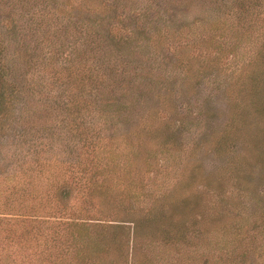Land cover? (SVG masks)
I'll use <instances>...</instances> for the list:
<instances>
[{"label": "rangeland", "instance_id": "rangeland-1", "mask_svg": "<svg viewBox=\"0 0 264 264\" xmlns=\"http://www.w3.org/2000/svg\"><path fill=\"white\" fill-rule=\"evenodd\" d=\"M110 1L124 12V18L109 21L111 29L114 25L119 35L127 37L137 27L145 29L142 35L135 33L139 37L135 47L125 45L130 55L151 59L145 37L158 25L167 30L172 47L181 51L167 52L166 59L154 55L156 60L149 61L153 67L141 71L146 81L156 77L162 83L168 76L174 83L177 106L172 117L182 124L177 133L184 145L170 165L183 172L184 167H193L192 157L200 166L194 173L202 178L193 185L191 212L181 215L184 230L196 223L187 232L192 243L154 244L147 250L152 253L147 248L132 253L134 224L129 213L138 211L144 217L173 183L160 166L153 168L156 183L149 171L138 178L134 167L145 168L148 150L157 148L156 135H147L153 138L139 149L120 145V160L131 163V173L122 181L119 174H126V169L121 165L114 164V174L109 171L104 177L108 168L102 173L109 140L101 143L99 152L90 142L113 130H127L130 108L143 91L136 90L143 82L139 76L128 89L108 80L101 87L102 68L116 56L105 31L108 12L97 0H0V264H84L77 256L78 246L85 240L95 245L100 239L97 233L111 236L109 223L121 227L117 238L124 243L126 264H135L136 254L145 253L163 261L159 264H264V62L256 64L257 73L251 66L264 55L253 53L263 51L264 9L254 1L242 9L235 7L234 15L244 17L243 33L232 29L231 17L221 15L229 0ZM178 59L189 65L188 71L182 65L185 72L178 69ZM254 89L257 97L250 96ZM153 103L146 107H154ZM153 126L159 127V121ZM222 133L227 144L220 150ZM195 142L200 149L194 150ZM191 147L186 156L184 150ZM104 178L123 196L131 189L122 205L109 199L106 208L103 199L97 202L90 195V181L101 183ZM128 181L137 187L135 197ZM148 184L157 187L153 197L147 196ZM135 199L136 206L130 207ZM85 220L92 225L87 235L82 230L83 240L74 224ZM99 248L89 264H118L106 248ZM243 254L245 262L240 259Z\"/></svg>", "mask_w": 264, "mask_h": 264}, {"label": "trees", "instance_id": "trees-1", "mask_svg": "<svg viewBox=\"0 0 264 264\" xmlns=\"http://www.w3.org/2000/svg\"><path fill=\"white\" fill-rule=\"evenodd\" d=\"M253 1L257 3V6L262 8V10L264 9V0H229L228 1L226 5L228 9L224 10L221 15H223L225 18H228V17L232 18L231 26L233 30H239L245 33L244 32L245 25H243L244 17L242 14H239L240 16L239 15L235 16L234 14H237V13L234 11V9H236L235 7L237 6H241V9H242L243 4L245 3L253 4ZM97 2L100 3L99 7H101L103 11L108 12V15H105L107 16V20H108L107 24L105 25L106 26L105 31L108 30L109 35L111 37V38H107L109 42L108 46L111 50H113L116 53V56L115 57L113 56L112 59H110L111 62L109 61V63L102 68L103 72L101 73L104 74L103 77L105 79L101 81V87H103L105 85V82L108 80L109 84L111 85V83H113L114 87L120 86V88H124V85H127L125 86V88L128 89V87L130 86V83L135 82L134 79H136L137 76H139L143 82L141 83L139 82V85L136 87V90L142 88L143 91L141 95L137 97V100L130 108L133 114L131 115V118L129 120L130 121L129 126H128L129 128H126L127 130L125 129L123 131L122 129L121 131L120 129L119 131L113 130L109 135H106V136L102 135L101 137L97 136V137L91 138L90 142L93 144V149L95 150V152L96 151L99 152L101 143L105 141L106 138L109 140L108 143H109L110 148L107 152H105L108 155L105 157V159L107 158V160H106V164L103 166L102 173L105 171V169L108 168L107 169L108 174L104 175V177L109 176L110 174L109 171H111V173L114 174V169H113L114 164L117 165L116 166L117 168H118V165H121V168L125 167L126 169V174L122 172H120L119 174L120 175L119 180L122 181L124 178V175L126 176V179H127V172L131 173V170H130L131 163L130 162L125 163L123 160L122 161L120 160V148H119L120 145L124 144L123 148L124 147L128 148L131 144L133 145L135 149H139L142 145H145V143L149 139L153 138L152 137L148 139L147 135L154 134L156 135L155 136L156 139L158 137L157 144H156L157 148L155 150H148V156L147 158L143 160L145 168L143 169L140 166V169L139 168L137 169L136 164H134V167L136 168V170H138V173H139L138 178H140L142 174H146V172L149 171L150 177H152V180L156 183L155 181L156 177L152 175L154 174L153 168L156 169L160 166V168H164L167 171V174L170 178H172L173 183L170 187L166 189L165 191L166 193L164 197L162 194L156 197L157 200H155L153 207L150 206L148 208V211L146 213L144 212L145 213L144 217H141L143 214L141 213L139 215L138 211L134 213V210H132L129 213V216L132 219L129 221L132 224H134L133 232H132L133 241L131 243L132 253L134 251L135 252L142 251L144 253L146 248H147L146 249L147 251L149 250V247L151 246L154 247V244H157L162 247H168V246L171 247L173 245L176 246V245H181V244L188 245V243H192V242L188 241L189 233L187 232H191V230L195 227L196 223L193 221L191 223V227L189 228V230H184V227L182 225L184 222L181 220V215L183 213L191 212V209H192L191 197L195 196V189H193V185L196 183L199 184L198 178H202V177H199L198 174L195 175L194 173H198L200 171L199 169L200 166L198 165L199 163H196V164L194 163V159L192 157L189 158V162L193 163V167L190 169L187 167L186 168L184 167L183 172L181 170L178 171V169L173 168L170 165V162H173L172 157L173 156L176 157L178 155L177 151H182L181 145H184V140L182 136H180L179 133H177L178 130L182 127V124L179 125L177 123L178 120L172 117L174 116L173 112H175V109L177 106L176 101L174 100L175 91H173L171 87V85H174V83H170L169 77L165 75H164L165 77L162 83L161 82L159 83V80H156V77L150 78L148 81H146V79H144L145 77H143L145 76L143 72L144 69L153 67V64H151L149 61L151 59H154V55L156 57H158L159 55H162L163 59H166L168 57L166 56L167 52L173 51L175 54L180 55L181 51L180 50L178 51L177 48L172 47V40L170 41L168 37L165 36L168 33L167 30H164V28L161 25H158L156 27V30L153 29L154 31L150 33L151 36L147 34V36L145 37V38H148V40L146 41V45L148 46L149 51H151V54H150L151 59L148 61V58L146 59L145 58L146 56L144 54H141V55L139 54L138 56L130 55L129 52L125 51L127 49L126 46L129 43H132V45L134 43V47L136 46L135 41H137V38L139 37H135L134 35L135 33H138V32L142 35V33L145 31V29H143V25L141 27H137L136 30L129 31L128 37L122 34L119 35L117 30L116 31L114 30L115 28L114 25H113V29H111L110 26L108 25H109V21L112 22L113 19L116 20V19H119V17L124 18V16H122L124 15V12L122 13L119 11V10L122 11L123 9H120L119 7H117L114 1L97 0ZM262 13H264V11H262ZM231 15H233V17ZM147 16H149V13ZM225 18H224V21L226 20ZM219 21L221 20L217 19L215 22H219ZM181 29L182 27L181 28L179 27L177 30L179 31ZM84 30H86V33H88V35H90V31L87 28H85ZM247 40H250V38L245 39L244 41H247ZM165 45L171 46V50L167 47L165 48ZM253 53L255 55H258L260 53L264 54V47H263L262 52H260L259 50L258 52L253 51ZM261 56H262L261 59H258L251 64V66L254 67L253 72H256L255 69L256 70L259 69L256 67V64L262 61L264 62V55H261ZM140 60L143 61V65L141 66L139 65V62H141ZM134 61H136V65L133 63ZM179 62H180V66L178 65V69H181V71L183 72H185L184 71L185 68H187L185 69L186 71L189 70L190 68L189 65H186L184 62H181L180 60ZM181 65L184 69L181 67ZM127 67L130 68V71L127 70L128 69ZM171 68H174V67L173 66L169 67L170 71H171ZM1 69L2 68L0 67V71ZM132 70H137V71H134V73L132 74L131 73ZM139 72H141L140 75H138ZM174 72L175 71H171L170 74L172 75ZM107 76L109 78H107ZM255 77L257 78V76ZM119 89H117V91ZM112 90H115V89H112ZM101 92L103 93L104 90L101 89ZM253 92L254 93H251L250 95L251 97L255 96L256 89H254ZM100 93L98 95L99 97L102 95V93L101 94ZM251 97H250V100H252ZM256 97H257V94H256ZM149 101L151 103L154 102L153 103L154 107L151 106L152 104L149 107H146V103H148ZM104 102L105 100L103 101V103ZM186 108L188 112L191 111L189 107H186ZM75 109H76V114H77L80 109H78L76 106H75ZM167 110L168 111L172 110L171 114L167 113ZM164 112L166 115H164ZM79 115L81 114L78 113L77 116ZM77 116H73V118L75 119L77 118ZM166 117H172V118H169V120L172 119L171 122H166L167 121L165 120ZM155 121H159L160 123L159 127L153 126ZM79 133H80V130L78 131V134L76 133L74 136L78 138ZM226 139L227 137L224 135V133H222V136H220V139L217 142V149L222 150V148H226L224 146L225 144H227ZM84 144L85 146H87L86 144H89V143L85 142ZM147 144L148 146H150L149 143ZM192 145L196 147L194 150L200 149L196 142ZM194 147H191V149L190 148H187L185 150L183 149L186 152V156L190 153V151ZM157 154H159V156H157ZM84 155L85 153L79 154L81 163L84 159ZM161 161H163L165 164H161ZM158 162H159V165L157 166L156 164ZM196 162H197V159H196ZM100 166H101V161L98 160L96 168L99 169ZM86 169H83L82 172L86 171ZM142 172H145V173H142ZM108 180L109 179L104 178L101 181V183L97 182L98 180L96 179H94L93 181L91 180L90 190L92 192H90V195L97 202H100V200L103 199L101 200V202L103 201L102 203H104V206L106 205V208L108 207V204H110L107 202V200L109 199L111 200L113 199L115 200V202H118L119 204L122 205L125 201L123 198L131 195V189H128L129 191L125 190L126 194L123 196L124 192L117 191L116 193V190L118 189L114 187V184L112 186L109 185L107 183ZM128 183H130L128 187L132 188V197H135L133 191H134V188L137 189V187L130 181H128ZM110 186H111V189L112 188L114 189L112 190L114 191L115 195L112 192H110L109 190ZM147 186H148V189H145L147 190L146 191L147 196L153 197L157 187L153 188L151 187L150 184H148ZM132 204L134 207L136 206V199L134 202L130 203L131 205L130 207H132ZM195 208L193 209L192 212H194ZM107 214H110V212ZM117 214H120V211ZM89 215L91 214L89 213ZM91 216H93V214ZM74 225L78 226V233L84 240L83 233L85 232V235H87V233L89 232L87 229H89L92 224H90L89 221L85 220V221H82L81 223H77V224L75 223ZM74 225H73V228H74ZM108 225L110 228L109 233L111 236L106 235L108 234V232L103 233L100 228L99 231H101L102 233H97L99 234L98 237L100 239L99 240L96 239L97 241L95 245L89 244L88 241L85 240L83 241V243L80 244V246H78V248L80 249H79L77 256L80 257V259L82 260L84 264H89L91 257L93 261L94 255L96 254L97 248L99 247H100L99 250L106 248L108 250L107 254L109 255L111 253L112 259L118 262V264H126L127 252L124 250V246H123L124 243H121V240L117 238V234L120 233L118 229H120L121 227L120 225H115V223H109ZM127 226L125 225L123 228H127ZM83 229H84V232H82ZM135 241H136V244H135ZM94 246H95V250H93ZM85 252H87L86 257L83 256V255H86ZM147 252L152 253V251H147ZM146 254L147 253H145L142 256H139V254H136L134 263L137 264L139 261H140V264H145L146 262L147 264L163 263V261L162 262L155 261V260H160V259L148 258L147 256L149 253L147 255ZM240 259L242 262H245L244 260L245 255L243 254ZM79 263H81V261Z\"/></svg>", "mask_w": 264, "mask_h": 264}]
</instances>
